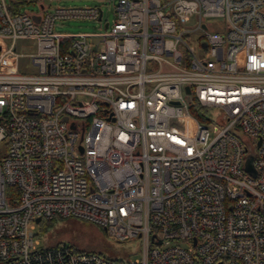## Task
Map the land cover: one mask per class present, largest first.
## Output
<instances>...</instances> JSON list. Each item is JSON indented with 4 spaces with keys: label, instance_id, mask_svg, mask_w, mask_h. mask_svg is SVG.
Segmentation results:
<instances>
[{
    "label": "built area",
    "instance_id": "1",
    "mask_svg": "<svg viewBox=\"0 0 264 264\" xmlns=\"http://www.w3.org/2000/svg\"><path fill=\"white\" fill-rule=\"evenodd\" d=\"M21 2L0 0V264H264V0H118L79 35L56 21L99 7ZM37 218L141 256L43 246Z\"/></svg>",
    "mask_w": 264,
    "mask_h": 264
},
{
    "label": "rangeland",
    "instance_id": "2",
    "mask_svg": "<svg viewBox=\"0 0 264 264\" xmlns=\"http://www.w3.org/2000/svg\"><path fill=\"white\" fill-rule=\"evenodd\" d=\"M10 2L11 0H7ZM23 1V0H18ZM118 0H29L21 6V11L39 13L40 5L51 9L68 8H92L99 7L103 12L102 21L91 19L58 20L55 23V31L62 35L97 34L106 31L104 25L113 24L115 7ZM208 31L221 32L226 25L225 18H212L206 21ZM20 53H28L25 48L19 49ZM28 62L25 57L7 59L2 64L4 71L22 70ZM47 225L40 233L43 246L63 243L78 250L102 253L105 256L117 260H134L141 256V249L137 240L118 242L110 237L104 228L84 219L67 218L46 222ZM39 232V227L37 228Z\"/></svg>",
    "mask_w": 264,
    "mask_h": 264
},
{
    "label": "water",
    "instance_id": "3",
    "mask_svg": "<svg viewBox=\"0 0 264 264\" xmlns=\"http://www.w3.org/2000/svg\"><path fill=\"white\" fill-rule=\"evenodd\" d=\"M186 91H187V93H190V88L186 87ZM64 120H67V118H64ZM81 151H82V148H81ZM245 169L250 174H254L255 173V170H254V157H253L252 154H249L248 157H247ZM36 222L39 224L41 222V218H37Z\"/></svg>",
    "mask_w": 264,
    "mask_h": 264
},
{
    "label": "trees",
    "instance_id": "4",
    "mask_svg": "<svg viewBox=\"0 0 264 264\" xmlns=\"http://www.w3.org/2000/svg\"><path fill=\"white\" fill-rule=\"evenodd\" d=\"M20 3H22V2H20ZM19 3V4H20ZM192 111L201 119V120H204L203 118H202V116L201 115H199V114H197V111L195 110V109H192ZM15 190V188L14 187H8L7 188V192H8V194L9 193H11L12 191H14ZM54 221V220H53ZM46 222H50V221H46V220H42L40 223H39V225H38V227H39V232L37 233V236L38 237H40V233L42 232V230H44V228L46 227V225H47V223ZM54 245H56V244H54ZM54 245H48V246H54Z\"/></svg>",
    "mask_w": 264,
    "mask_h": 264
}]
</instances>
